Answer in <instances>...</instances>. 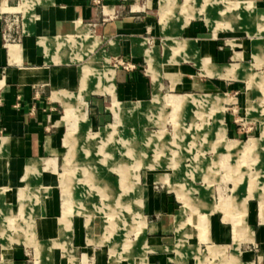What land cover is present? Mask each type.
I'll list each match as a JSON object with an SVG mask.
<instances>
[{"label":"rangeland","instance_id":"374dc122","mask_svg":"<svg viewBox=\"0 0 264 264\" xmlns=\"http://www.w3.org/2000/svg\"><path fill=\"white\" fill-rule=\"evenodd\" d=\"M123 1L140 9L147 24L145 46H158L165 57L163 64L170 66L177 61L167 58L172 51H165L164 47L179 52L182 45L170 36L166 42L160 24L169 32L173 24L187 22L189 18L199 22L202 35L216 36L222 40L220 45L240 51L241 56L227 57L223 64L230 65L219 68L210 60H201L202 74L225 76L224 88L163 90V94L157 93L152 99H124L121 103L114 97L112 84L86 93L89 77V86L97 82L96 77L107 83L112 80L113 70L101 75L93 73L96 67L92 54L97 59L94 62L98 71L105 64L103 49H97L100 40L85 37L84 31L76 36H61L62 44L55 45V49L59 48L56 55L62 54L63 47L70 51L64 59L60 56L51 60L83 63L84 88L80 86L69 94H52L63 105L57 107L62 116L61 129L66 134L65 145L60 146L52 162H47L46 177H42L37 162H26V186L21 188L13 212L11 208V213L5 212L0 198V240H5L4 246L13 241L32 245L31 260L37 259L41 252L38 247L35 249L30 213L36 203L41 205L52 197L56 206L54 211L47 212L51 243L41 241L47 250L59 238L55 245L67 253L70 245H76L71 240L74 231L84 239L88 235L91 242L82 245L85 249L75 250L77 262L116 264L125 254L145 262L146 251L154 248L144 244L142 258L145 199L151 192H158L168 197L176 210L171 243L177 264H184V258L188 264H264L262 247L255 239L251 241L253 231L249 225L253 214H257L256 220L264 222V11L247 0ZM31 2L21 0L18 8L25 21L31 19L33 4L39 0ZM0 10H9L5 2ZM174 14L181 19L175 21L171 17ZM151 25L158 28V35L154 28L150 29ZM118 59L131 63L117 55L109 57V66H121ZM182 61L194 63L193 59ZM148 62L151 66V52L140 60L146 73ZM26 72L20 70V75ZM97 91L110 93L112 103L106 96L99 108L92 101ZM190 98L197 102L188 101ZM227 126L232 132H228ZM1 143L0 152L2 138ZM2 167L0 162L1 171ZM31 177L38 191L30 190ZM2 191L1 185L0 196ZM25 195L32 198L24 208L21 201ZM212 218L227 225L224 237L212 238ZM249 250L254 255L246 259L244 252ZM44 253L49 255L46 249ZM76 259L70 256L71 264ZM42 261L48 264L49 257Z\"/></svg>","mask_w":264,"mask_h":264},{"label":"crops","instance_id":"0c3cea01","mask_svg":"<svg viewBox=\"0 0 264 264\" xmlns=\"http://www.w3.org/2000/svg\"><path fill=\"white\" fill-rule=\"evenodd\" d=\"M247 1H251L259 11H264V0ZM3 2L9 10H0V138L4 139L3 150L0 152V162L3 164V171L0 170V186H3L0 198L7 214L11 213L9 208L13 212L14 204L20 197L19 192L26 186V162L29 160L37 162L42 177H46L49 175L44 169L47 162L53 161V156L64 144L66 134L63 135L61 129L63 124L60 120L62 116L57 107L63 105L54 99L52 94L58 91L69 94L80 86L82 87L83 63L51 60V57L60 56L64 59L66 52L70 51L63 47L62 54L56 55L55 50L59 48L55 49V45L62 44L61 36H76L78 32L84 31L85 37H93L94 41L100 40L97 49H103V63L105 64L103 70L98 71L94 62L97 59L92 54V64L96 67L93 73L101 75L107 70H113L112 80L107 83L104 78L96 77L97 82L89 86V82H92L89 77L85 83L86 93L96 92V87L101 90L106 89L109 84H112L114 97L121 103L124 99L138 102L145 101L148 97L152 99L157 93L163 94V90L187 89L194 92L224 88L225 76L202 74L201 60H210L209 62L219 68L230 65L229 63L223 64L227 57L239 54L241 56L240 51H232L220 45L222 40H217L216 36L202 35L201 28L198 27L199 22L195 18H189L187 22L184 20L183 23L173 24L169 32H165L160 24L165 41L170 36L182 45L179 52L167 46L164 47L165 51L167 49L172 51V56H167V58L177 61L172 62L170 66L163 64L165 57H162L158 46H145L148 38L144 36V30L147 24L144 21L145 18L140 16V9L132 2L103 0L102 3H94L91 0H39L33 4V13L29 21H25L23 12L18 9L21 0H0V7ZM173 11L172 13H175L176 9ZM171 17L175 18V21L181 19L175 14ZM150 29H153L156 35L159 34L158 28L153 25ZM3 33L5 37L2 36ZM148 52L153 53V62L151 66L148 62L146 69L149 75L141 69L140 65V60H144ZM163 54L167 55V52ZM117 55L129 60L133 66L131 68H124L120 65L109 66V57ZM183 59H193L194 63L191 66L182 61ZM175 64H177L176 67ZM21 67L32 70L25 79L20 75ZM150 67L153 69L152 72ZM97 92V96H92V101L99 108L106 96L112 103L110 93ZM226 128L228 132H232L228 126ZM34 187L31 177L30 190H39V188L35 190ZM31 198L25 195L21 201V207L23 205L25 208L26 201ZM53 201L52 197H49L42 201L41 205L36 203L34 212L30 213L33 217L34 229L32 230L35 249L38 247L41 252L38 253L37 259L33 262L31 260L32 245L13 241L8 246H4L5 240L1 239L0 264H34V261L36 264H43L42 259L46 256L49 257L48 264H71L70 256L76 259L75 250L85 249L82 245L91 243L88 235L87 239L86 237L84 239V236L81 237L78 233L76 235L73 231L71 240L73 239L76 245H70L67 253L55 245L59 242V238L48 247V250L41 244L42 240L47 244L51 243H48L50 223L47 212L54 211L56 204ZM145 203L143 211L145 232L140 241L142 258L146 255L145 262L133 260L125 254L116 264H177V255L171 243L172 229L176 230V210L168 202V197L158 192H151L145 199ZM255 216L254 214L251 216L252 220L249 223L253 231L251 241L255 239L259 247H262L263 255L261 256L264 259V222L256 220ZM212 219V238L224 237L227 233V225L223 224L221 219ZM61 233L62 230L59 234ZM144 244L154 247L146 251L145 255L143 254ZM45 249L49 251V255L44 253ZM244 255L246 259H249L254 254L249 250L245 251ZM183 262L188 264L186 258ZM248 262L251 261H245V263ZM74 264H82V261L77 262L76 259Z\"/></svg>","mask_w":264,"mask_h":264},{"label":"bare ground","instance_id":"6f19581e","mask_svg":"<svg viewBox=\"0 0 264 264\" xmlns=\"http://www.w3.org/2000/svg\"><path fill=\"white\" fill-rule=\"evenodd\" d=\"M20 70H22V71H27L24 75L22 74V76L21 77H23V79H25V78H27L29 75V73L31 74V72H28V71H31V69L29 70V69H27V68H24V67H21L20 68ZM21 74V73H20ZM188 101H191V102H197V99L195 100V98H190V100H188ZM198 103H199V101H198ZM4 140V139H3ZM0 145H2V143L0 144ZM1 214V213H0ZM1 216V215H0ZM262 221H264V216H262Z\"/></svg>","mask_w":264,"mask_h":264},{"label":"built area","instance_id":"2783aa9c","mask_svg":"<svg viewBox=\"0 0 264 264\" xmlns=\"http://www.w3.org/2000/svg\"><path fill=\"white\" fill-rule=\"evenodd\" d=\"M92 2H99L100 0H91ZM3 37H5V34H2ZM119 64H121L122 67L124 68H131L133 66V64L129 63V62H124L122 61V59H118Z\"/></svg>","mask_w":264,"mask_h":264}]
</instances>
